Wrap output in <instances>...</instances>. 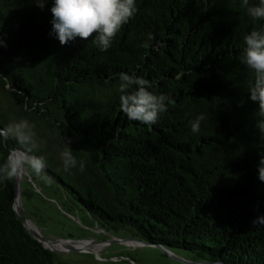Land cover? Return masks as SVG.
Here are the masks:
<instances>
[{
  "label": "trees",
  "instance_id": "1",
  "mask_svg": "<svg viewBox=\"0 0 264 264\" xmlns=\"http://www.w3.org/2000/svg\"><path fill=\"white\" fill-rule=\"evenodd\" d=\"M51 6L0 0V87L11 104L0 127L21 118L34 125V154L47 163L39 178L56 204L99 229L203 260L264 264V225L253 223L264 216V139L241 62L243 37L264 31V20L253 21L241 0H136L134 16L101 51L92 39L61 45L50 34ZM120 72L169 97L155 124L123 113ZM200 114L206 119L193 133ZM13 147L0 144V165ZM65 148L84 161L83 172L79 164L64 170ZM14 200L13 179H0V264H58Z\"/></svg>",
  "mask_w": 264,
  "mask_h": 264
},
{
  "label": "clouds",
  "instance_id": "2",
  "mask_svg": "<svg viewBox=\"0 0 264 264\" xmlns=\"http://www.w3.org/2000/svg\"><path fill=\"white\" fill-rule=\"evenodd\" d=\"M36 6L43 9L48 0H32ZM241 7L253 21L264 20V0L250 2L241 0ZM51 35L65 45L77 38L87 41L92 39L101 51L111 47L113 39L124 25L134 16L136 0H52ZM244 47L241 62L247 66L253 77L248 88L249 99L258 105L256 123L261 139H264V31L251 30L243 37ZM0 44L3 41L0 40ZM120 93L119 103L123 113L130 119L142 124H155L161 113L167 111L169 97L163 93L157 95L149 91V82L144 78L126 72L119 73ZM243 103V102H241ZM206 116L200 114L191 122L193 133L199 132L200 124ZM13 141V147L6 160L0 165V179L11 180L24 174H35L39 177L44 173L47 163L43 155H35L38 148L34 125L27 119L8 123L0 127V144ZM65 171H70L79 164L83 172L85 163L77 161L70 148L60 153ZM258 178L264 182V152L258 162ZM253 223L264 225V216H258ZM215 264H222L217 259Z\"/></svg>",
  "mask_w": 264,
  "mask_h": 264
},
{
  "label": "rangeland",
  "instance_id": "3",
  "mask_svg": "<svg viewBox=\"0 0 264 264\" xmlns=\"http://www.w3.org/2000/svg\"><path fill=\"white\" fill-rule=\"evenodd\" d=\"M10 105L8 96L0 87V110L9 113ZM42 131L53 138L52 133L44 129ZM56 149L60 151L61 147L56 145ZM19 177L23 214L36 226L41 236L63 242L54 248L58 252L51 251L57 257L58 264H202V259L191 253L173 251L177 256L174 257L154 246H131L135 243L116 241L110 234L90 223L82 212L73 211L71 214L61 209L56 204L60 199L57 200L42 178L35 174ZM112 234L120 238L129 237L124 231ZM109 240L114 241L108 243ZM46 248L49 250L48 246Z\"/></svg>",
  "mask_w": 264,
  "mask_h": 264
},
{
  "label": "water",
  "instance_id": "4",
  "mask_svg": "<svg viewBox=\"0 0 264 264\" xmlns=\"http://www.w3.org/2000/svg\"><path fill=\"white\" fill-rule=\"evenodd\" d=\"M13 185H14V191H15V200H14V209L17 213V215L19 216V218L22 220L23 222V225L24 227L27 229V231L29 232V234L35 238L37 241H39L41 244H43V246L46 248V243H55L56 241L55 240H50V239H47V238H44L43 236H41V234L35 232V231H32L31 228H30V225H29V221H31L30 219H28L24 214L23 212L21 211L20 207L17 206V203H16V198H17V194H18V191L22 189L21 187V179L20 177H15L13 178ZM21 199L23 201V196H21ZM97 226V225H96ZM103 232L105 233H108L110 234L112 237H114V240L116 241H120L122 243H124L123 241H129V242H133L135 244L131 245V246H154V247H157L159 248L160 250H162V252L168 254V255H171V256H174V257H177L175 256V254L173 253L172 250L166 248V247H163L161 245H152L144 240H141V239H138L136 237H133V236H129L127 238H120V237H116L114 236L112 233H110L109 231L107 230H103L101 229ZM65 240V239H64ZM114 240H109L108 243L110 242H113ZM107 242V241H106ZM50 251L52 252H58L57 249H52V248H49ZM202 264H215V261H209V260H203L202 259ZM222 264H225L222 262Z\"/></svg>",
  "mask_w": 264,
  "mask_h": 264
},
{
  "label": "bare ground",
  "instance_id": "5",
  "mask_svg": "<svg viewBox=\"0 0 264 264\" xmlns=\"http://www.w3.org/2000/svg\"><path fill=\"white\" fill-rule=\"evenodd\" d=\"M16 203H17V206H19L20 209H21L22 205H21V195H20V190L18 191V194H17ZM29 225H30V228H31L32 231H35V232L38 233V230H37L36 226H35L32 222L29 221ZM61 243H63V242L46 243V245H47L49 248L54 249L55 247H58V244H61ZM67 243H68V242H67ZM67 243H64V244H67ZM85 249H87V248H85Z\"/></svg>",
  "mask_w": 264,
  "mask_h": 264
}]
</instances>
